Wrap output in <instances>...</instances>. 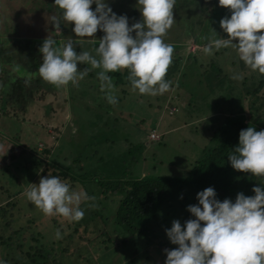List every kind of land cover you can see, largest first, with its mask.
Listing matches in <instances>:
<instances>
[{"label": "rangeland", "instance_id": "374dc122", "mask_svg": "<svg viewBox=\"0 0 264 264\" xmlns=\"http://www.w3.org/2000/svg\"><path fill=\"white\" fill-rule=\"evenodd\" d=\"M106 1L104 0L105 3ZM117 2L120 0H115L113 3ZM136 2L137 0H128L127 5L113 12L117 15L131 14ZM106 4L111 5L108 2ZM94 6L93 3L91 7ZM200 9L189 6L180 10V14L175 7L173 9L174 23L164 37L165 42L174 47L172 64L165 77L166 80L172 81L171 90L162 95H142L138 90L133 91L128 79L129 71L121 69L108 73L115 85L112 94L118 101L116 104H110L106 98L107 90L101 91V82L97 76L101 69H93L90 64H78V70L89 69L87 75L83 79L78 78L75 83L61 87L45 82L40 78L38 69H28L34 58L43 62L39 49L49 33H53L57 46L69 37L74 41L82 39V48L77 44L75 50L78 54L82 50L89 51L93 56H96L95 48L104 35L102 31L101 34L96 33L93 38H78L72 31L74 24L64 22L62 18L60 32H55L49 17L59 15L62 10L54 4V0L45 10L36 5L29 11L33 14L28 13V18L22 17L23 25L20 31L7 34L9 41H6L8 44L5 52H2V44L5 41L0 42V112L3 103L8 101L3 97L9 93L11 82L15 77L22 78L28 91L31 92L30 96H33V99L29 97L27 101L26 113L22 119L10 121V130L13 132L23 129L22 137L29 140L30 128L34 126L44 129L49 125V130L59 126L60 132H54L59 156L56 157L52 153L51 159L55 156L64 168L66 165L67 169L82 174L81 177L88 181L93 178L105 180L109 176H124L129 172L135 177H140L152 173L172 174L185 171L188 164L196 160L203 147L207 145L212 133L211 128L217 126L224 117L231 113L244 115L247 121L252 118L261 124L264 121V109L255 105L252 107L253 97L246 99V93L258 85L263 79V74L247 67L232 46L219 50L213 48L211 55L203 50L210 40L228 37L219 22L225 16L230 18L231 12L224 7L214 10L208 8L207 11ZM35 12L39 13L34 14ZM134 12L136 17L133 19L135 22L140 21L142 18L140 11L135 9ZM133 19L128 18L130 27ZM132 35L135 37L134 32ZM233 42L238 43V40ZM191 45L203 46L194 48ZM8 58H11L13 67L9 66ZM96 58L99 59L98 56ZM201 66L204 68L201 69ZM211 68V72H215L217 78H210V84H207L205 79H202L201 73ZM259 103L261 105V102ZM52 108L58 110V115L53 116L60 117L59 121L52 115L49 116ZM47 117L50 119L49 124ZM101 118L105 121L107 119L108 122L104 124ZM0 129L5 131L3 126H0ZM153 133L160 135L159 142L151 141ZM33 142L35 145L38 144L37 151L41 154V158L45 159L44 162L51 161L43 154L49 148L39 145L40 142L36 138ZM3 152L4 147L0 148V156ZM77 157L92 158L93 162L90 161L89 166L79 164L76 161ZM100 158L102 162L99 161ZM2 166L8 167V164ZM2 166H0V204L14 197L19 204V211L17 210L16 214L18 218L29 212L30 218L37 223H46L50 216L45 215L24 195L31 181L25 187L21 177L13 170L16 165L11 169H3ZM9 172H12V177L16 179L15 185H12L13 179L10 178ZM31 174L35 179L39 171L35 168ZM86 186L87 184H77L75 192L87 193V188L91 191L92 186L88 185L87 188ZM93 189L97 188L93 186ZM97 190L94 194H97ZM93 197L95 199L90 202L98 203L99 195ZM83 204L86 206L88 201L81 200L79 206ZM22 221L24 225L29 222L26 218ZM92 226L93 229L88 230L93 236H97L102 226L96 227L94 223ZM85 237L91 236L85 234ZM94 242L97 245L94 246L93 242L92 245L87 243L93 254V258L87 257L89 264H100L98 260L102 259H107V264H121V258L127 264L132 258L136 262L143 260V256L131 254L123 249L118 252L108 251L109 257L102 256L103 253L99 254L100 240L96 238ZM157 242L154 237L135 241L138 247L149 244L150 253L146 256V264H165L167 254L164 249H158ZM33 243L29 239V234L21 232L14 246L22 244V251H25ZM134 245L130 243L126 245V249H133ZM51 252L43 260L38 257L31 258L34 259V264H86L85 260L77 257V254V256L72 254L55 256ZM0 261L5 264H29L24 252H10L4 249H0Z\"/></svg>", "mask_w": 264, "mask_h": 264}, {"label": "clouds", "instance_id": "9594fccd", "mask_svg": "<svg viewBox=\"0 0 264 264\" xmlns=\"http://www.w3.org/2000/svg\"><path fill=\"white\" fill-rule=\"evenodd\" d=\"M54 4L62 10L49 17L55 32H60L62 18L74 24L72 31L78 38H93L98 30L104 35L95 48L97 59L89 51L77 53L76 45L82 48V39L69 37L57 46L53 33H49L39 49L43 62L38 73L45 82L56 87L75 83L89 71L78 70V64H90L93 69H101L97 76L110 104L118 101L112 94L115 85L108 73L121 69L129 71L133 91L142 95H162L171 90L172 81L165 77L174 47L164 37L174 23L176 0H137L135 7L142 19L131 27L128 17L118 16L104 0H54ZM219 5L231 12L230 18L225 16L219 22L228 38L210 40L204 52L211 55L213 48L232 46L247 67L264 74V0H219ZM236 40L238 43L233 42ZM228 159L237 171L264 176V130L251 126L241 130L239 144ZM29 185L24 195L32 204L47 216L60 215L70 221L83 219L81 200L95 199L71 191L59 176L41 177L38 185ZM252 191L254 196L238 193L234 203L216 199L212 187L197 193L198 205L187 209L195 219L183 226L174 220L166 230L170 242L178 247L164 249L165 264H264V187ZM56 238H62L59 230Z\"/></svg>", "mask_w": 264, "mask_h": 264}, {"label": "trees", "instance_id": "16d2710c", "mask_svg": "<svg viewBox=\"0 0 264 264\" xmlns=\"http://www.w3.org/2000/svg\"><path fill=\"white\" fill-rule=\"evenodd\" d=\"M52 2L53 0H0V42L9 41L7 34L20 31L23 25L22 17L28 18V13L33 14L29 12L32 8L38 5L45 10L46 6ZM107 2L111 4L108 6L113 11L128 4V0H120L116 4L113 3L115 0H107ZM176 2L177 5L174 7L175 10H178V14L181 13L180 10L187 9L189 6L202 8L206 11L208 8L214 10L221 7L219 0H176ZM135 9L137 8H133L131 14H126L129 19L136 17ZM36 13L39 12L34 14ZM134 22L133 19L131 23ZM98 32L101 34L102 31L98 30ZM2 52H5V48ZM10 56L12 58L11 54ZM10 59L7 61L10 62ZM41 63V61L33 59L28 69L37 70ZM9 66L13 67L14 64L10 62ZM203 68L201 66V69ZM211 70L212 68L206 69L201 73L202 79H205L207 84H210V78H217L215 72L212 73ZM21 79V77H15L11 82L9 93L3 97L8 101L3 103L0 112V126L5 127V131L0 129V148L4 147V152L0 156V166L8 164V167L2 166L3 169H11L16 165L13 170L21 177L25 187L30 181V184H39L41 177L50 175L59 176L61 180L70 185V190L73 192H75L77 184H87V186H92L91 191L88 190L87 186V190L84 188L89 197L99 195L98 203L93 204L88 200L86 206L84 204L79 206L84 211V217L78 222L70 221L60 215H52L46 223L40 224L30 218L29 212L23 214L22 218L17 217L19 204L14 197L1 203L0 249L10 250V252H24L29 264H34L33 258L35 257L43 260L51 251V254L55 256L57 254L78 255V258L89 264L87 257L91 259L93 254H91L87 243L92 245L93 242L94 246L97 245L94 242L96 238L100 240L99 254L103 253L102 256L109 257L108 251L118 252L123 249L131 254L143 256L142 261L136 262L132 258L128 264H146V256L150 253L149 244L138 247L135 241L141 238L148 240L154 237L158 241L156 244L159 250L177 248L178 245L170 242L166 230L172 227L174 220H179L183 226L187 220L195 219L187 209L189 205H198L197 193L212 187L216 192V199L221 202L224 199H230L234 203L238 193L242 192L245 196H254L255 193L252 191L254 187H264V176L258 177L251 173L237 171L233 169L228 159V155L239 144L240 131L250 126L257 131H262L264 130V121L261 124L252 118L247 121L244 115L233 113L224 117L217 126H211L212 133L207 145L203 147L198 158L188 164L185 171L172 174L152 173L140 177H135L132 172H129L124 176H109L105 180L93 178L86 181L81 177L82 174L72 172L70 168H66L65 164L64 168L62 163L56 160V157L59 156V150L54 132H60L59 126L52 130H49V125L44 129H39L38 126L30 128L31 132L28 134L30 141L22 137L23 129L13 132L10 130V121L22 119L26 113L29 97L33 99L26 83ZM250 97H253L252 107L255 105L264 109V74L258 85L246 93V99ZM254 110L257 111V109ZM57 111L56 108H52L49 116H57ZM48 117L47 124L50 123ZM54 118L59 121L60 117ZM101 120L104 124L108 122L107 119L105 121L101 118ZM35 138L40 142L39 145L49 148L43 154L51 161L45 163V159L41 158V154L37 151L38 144L35 145L33 142ZM31 141L33 144L30 143ZM52 153L56 157L51 159ZM65 160L68 161L67 158ZM92 160V158H76L79 164L88 166ZM99 161L102 162L103 160L100 158ZM35 168L39 174L34 179L31 171H35ZM9 173H11L10 178L13 179L12 185H15L16 179L12 177V172ZM93 186L98 189H96L97 194H94L96 190L93 189ZM25 218L29 220L26 225L22 221ZM92 223L96 227L102 226V230L97 236H93L89 232L93 229ZM201 223L203 226V222ZM15 226L18 227L15 228ZM57 230L61 233L62 238L60 239L56 238ZM21 232L29 234V239L34 242L25 251H22V244L14 246L15 240ZM85 234L91 237H85ZM130 243L135 244V247L126 249V245ZM145 246L147 247L145 248ZM106 260L102 259L98 262L107 264ZM121 261V264H127L122 258Z\"/></svg>", "mask_w": 264, "mask_h": 264}, {"label": "crops", "instance_id": "0c3cea01", "mask_svg": "<svg viewBox=\"0 0 264 264\" xmlns=\"http://www.w3.org/2000/svg\"><path fill=\"white\" fill-rule=\"evenodd\" d=\"M95 7H96V5L94 6V7H92V10H95ZM228 37H226L225 39H227ZM8 44V42H5V43H3L2 44V46H3V48H5V47H7L6 45ZM192 47H194V48H198V46H199V48L200 47H202L203 45H198V46H194V45H191ZM35 60H37V61H39L38 59H36V58H34ZM33 60V59H32ZM32 62V61H31ZM42 62V61H41ZM210 62H212L213 63V61H210ZM175 112V111H174Z\"/></svg>", "mask_w": 264, "mask_h": 264}, {"label": "built area", "instance_id": "2783aa9c", "mask_svg": "<svg viewBox=\"0 0 264 264\" xmlns=\"http://www.w3.org/2000/svg\"><path fill=\"white\" fill-rule=\"evenodd\" d=\"M151 137H152V142H156V141H159L160 140V135H156V134H151Z\"/></svg>", "mask_w": 264, "mask_h": 264}]
</instances>
